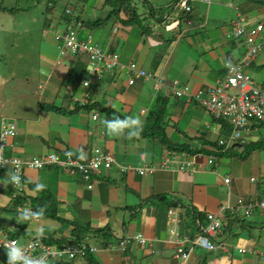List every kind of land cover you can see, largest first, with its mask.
<instances>
[{
	"label": "crops",
	"instance_id": "0c3cea01",
	"mask_svg": "<svg viewBox=\"0 0 264 264\" xmlns=\"http://www.w3.org/2000/svg\"><path fill=\"white\" fill-rule=\"evenodd\" d=\"M146 1L137 2L141 24L120 22L119 18L127 19V13L110 15L112 6L104 5V0H96L90 8L72 6L82 25L71 23L63 14L52 31L54 40L48 37L49 48L38 49L32 43L30 50L26 48L29 40H24L11 67L9 44L0 40V130L7 120L17 125L7 153L24 160L50 152L82 159L98 146L114 158L111 167L92 176V188L80 173L51 166L27 168L23 192L14 193L7 187L9 171L0 172V189H5L0 191V221L7 223L0 227L9 226L14 234L19 232L18 240L25 241L36 236L69 240L75 223L89 228L85 237L97 251L90 260L77 259L72 264H103L99 256L105 264H177L174 254L180 241L171 234L170 220L175 217L170 210H178L177 228L195 237L204 233L208 214H214L221 222L213 236L216 248L186 243L191 248L186 264H264V208L254 206L264 197V124L254 122L245 143L236 141L213 162L209 159L214 154L176 150L181 159L192 162L182 171L175 161V168L165 167L163 156L170 147L159 137L146 135L152 127L149 117L160 107L166 137L173 145L220 148V137L228 138L226 128L199 103L187 96L176 97L168 87L177 81L188 84L191 93L198 92L223 77L229 64L240 62L245 39L233 36L235 21L243 18L250 28L264 23V0H189V12L182 9L180 0ZM149 4L153 7L148 8ZM70 31L105 52L119 53L123 67L105 72L90 87L83 80L75 87L70 73L80 67V61L87 70V58L60 54L59 43L64 42L57 35ZM225 36L233 37L226 40ZM131 62L161 78V89L156 90L154 78H137L129 84L125 68ZM246 68L256 81L263 82L264 53ZM81 70L84 79L86 72ZM96 111L104 120L139 119V135L129 137L134 127L109 134L103 123L93 119ZM249 146L254 147L248 151ZM150 167L155 171H149ZM38 184L57 200V217H33L22 224L18 210H10L13 195L20 199L18 206H34ZM101 228L113 235L107 247L94 234ZM137 234L143 235L144 243L136 240ZM124 236L131 241L122 250Z\"/></svg>",
	"mask_w": 264,
	"mask_h": 264
},
{
	"label": "built area",
	"instance_id": "2783aa9c",
	"mask_svg": "<svg viewBox=\"0 0 264 264\" xmlns=\"http://www.w3.org/2000/svg\"><path fill=\"white\" fill-rule=\"evenodd\" d=\"M201 1L211 2V0ZM179 5L186 12L191 10L189 0H180ZM70 12L71 10H66V13L69 14ZM77 25L81 26L82 22L78 21ZM234 25L233 36L244 37L247 47L245 56L240 62L229 64L223 77L218 79L213 85H209L198 92L191 93L188 85L180 88V84L177 81L168 87L177 97L187 96L189 99L194 98L214 118L224 119L232 124L233 130L228 134V138H220L219 140L220 151L223 152L231 149L236 141L245 143V134L250 130L254 122L264 124V81H256L246 68L257 55L264 53V42L261 40L264 23L259 22L250 28L247 27L243 18H239L235 21ZM57 38L64 42V46L59 47L62 55L69 52L74 56H86L88 65L86 77L83 79L85 87H90L94 81L101 80L105 72L123 67L120 62L119 53L105 52L98 44L91 40L80 38L79 34L75 31L58 34ZM125 71L128 75L129 84H134L137 78H154L157 91L164 85L161 78L154 76L150 71L139 68L136 62L128 64ZM232 90H235V92L232 93ZM85 103L84 100H80L81 105H85ZM93 119L99 120V122L104 120L100 119V113L97 111L94 112ZM16 135V123L10 120L4 121L0 130V170H9L11 186L17 193H21L24 189V174L27 168L42 169L51 166H61L65 172L80 173L88 182V187L92 188V176H98L102 168H109L114 162V158L98 146H93L91 151L82 159L70 153L62 158L59 153L50 152L43 156H36L31 160H24L16 155L7 153L9 141ZM177 158H179V161H176ZM214 159L215 155L210 157L209 162H213ZM173 162L179 165L180 170L187 169L192 163L191 161L181 159L178 153L169 151L164 159V166L172 168ZM121 170L126 171L127 169L122 167ZM148 170L154 172L155 168L150 167ZM144 172L143 169L140 170L141 174ZM12 175H19V183L11 179ZM255 179L252 178L253 181ZM228 180L226 179V181ZM254 206L264 208V197L255 203ZM17 210L21 213H24L25 210L35 212L31 203L19 205ZM170 214L175 217L170 220V223L174 225L171 229V234L180 241L174 254V257L178 259L177 264H186L189 258L191 248H186V243L192 247L197 245L207 250L216 248L213 236L221 227V222L218 220L217 215L208 214V224L205 227L204 233L191 238L189 234L181 232L177 228V210H170ZM136 240L142 243L145 242L142 234H137ZM130 241L127 236L121 239L120 246L122 250L127 248V244ZM13 245L21 247L24 254L30 259L43 260L44 264H55L56 259L62 258L69 261L84 259L88 252L97 251V247L90 242L89 237H84V239L74 237L67 243L55 245L47 243L40 236H36L20 244L17 237L10 236L5 229L0 227V249L8 251ZM240 251L245 250L241 249ZM18 264H22V262H18Z\"/></svg>",
	"mask_w": 264,
	"mask_h": 264
},
{
	"label": "rangeland",
	"instance_id": "374dc122",
	"mask_svg": "<svg viewBox=\"0 0 264 264\" xmlns=\"http://www.w3.org/2000/svg\"><path fill=\"white\" fill-rule=\"evenodd\" d=\"M50 1L52 0H0V40H4L5 42H7V44H9V46L7 45L8 48L6 49L10 52L11 56L7 59L9 67L15 64V60L17 58L16 55L19 53V50L23 47L22 42L24 40H29V45L26 48H29L30 50L32 43L37 44L38 49L41 48L43 50L49 48V46L47 45L48 37L50 38V41L54 40V33H52V31L55 26H57V23L60 21V18L62 17L64 11L67 9L71 10L72 6L76 7L77 5H81V3L79 4V2H81L80 0H70V2L68 0H54L55 5L52 9H50ZM82 1L85 2V6H87V8L96 5V0ZM134 1L138 3L147 2L146 0ZM147 7L152 8L153 6L149 4ZM65 16L68 15L65 13ZM60 26L59 29H61L60 31H62L63 27L62 25ZM227 37L225 36L226 40L232 39L231 37L233 36ZM41 38L44 40V42L41 41ZM243 43L242 45H240V48H242L243 51L245 48V50L247 51L246 43ZM59 44L60 47L64 46V43L62 42ZM66 53L67 55L70 54L69 52ZM70 56L74 55L70 54ZM251 73L253 74V72ZM253 76L255 77V74H253ZM185 85L186 84L183 83L180 84V88H184ZM188 87L189 90L192 91V88L189 85ZM234 92L235 90H232V93ZM192 100L196 101L194 98ZM261 131L264 133V127H262ZM177 136V134L173 135V139H176ZM176 167L177 170H180L178 164H176ZM7 182L8 189H11V191L15 193L11 184L9 185L10 181ZM22 216L23 214H20L18 216L19 220L22 222V224L27 223L25 220L22 219ZM0 223L7 225V223L4 221H0ZM31 224L32 223H30L29 226ZM24 241L25 238H20L19 243L22 244ZM0 256L6 258V260L8 261L7 250H0ZM99 260H101V262L105 264L101 256H99Z\"/></svg>",
	"mask_w": 264,
	"mask_h": 264
},
{
	"label": "trees",
	"instance_id": "16d2710c",
	"mask_svg": "<svg viewBox=\"0 0 264 264\" xmlns=\"http://www.w3.org/2000/svg\"><path fill=\"white\" fill-rule=\"evenodd\" d=\"M70 2V0H68ZM81 5L80 7L83 8L85 6V2L80 0ZM54 0L50 1V9H52L54 7ZM104 5H108V6H112V10L110 15L115 16V17H120L122 15V12H126V17L127 19L123 20L121 18H119L120 22H124V23H129V24H133V23H139L141 24L140 20V14L138 13V6H137V2H135L134 0H104ZM79 6V5H78ZM77 6V7H78ZM66 13V10L64 11L63 14ZM69 17L68 19L71 21V23L74 21V23L77 24L78 20V12H76L74 14V12L71 10V12L68 14L66 13ZM99 21V20H98ZM97 21V22H98ZM101 21V20H100ZM82 22V21H81ZM95 22V21H94ZM99 23V22H98ZM87 62V59L85 60ZM80 67L76 68L73 73H70L71 78H74V82H75V87H78L80 85V83H82L83 80V76H84V71H82L81 69H84L86 71L85 62L80 61L79 62ZM79 69V70H78ZM227 71V70H226ZM161 99H165L164 97H161ZM149 118H152V127H150L148 130H146V135H150L151 137H159L162 141V144H166L170 147V150H182V151H188L189 153L192 154H198V153H205L207 155H211V154H220V152L216 149L210 150V149H196L194 147H191L189 145L186 144H181L180 146H175L173 145V143L171 141H169V139L166 137L165 134V127L163 124V119H164V115H163V109L160 110V107L157 108V110H155L153 112V114L150 115ZM216 119V118H215ZM220 121V124L223 125V128H226V132L228 135L229 133H231V131L233 130L232 124L224 119H216ZM224 135V136H226ZM186 145V146H185ZM254 146H249L248 147V151L252 150ZM172 148V149H171ZM3 171V170H2ZM0 170V172H2ZM5 189H0V191H4ZM37 191V189H35ZM14 198V203L13 208L10 207V210H17V206H18V202H19V198L16 195H13ZM32 202L34 203V210L35 212H39L41 209H43V216L39 217V218H45V217H57V213H56V208L57 207V200L55 199V197L52 195V193H50L47 190H40L37 191V194L35 195V197L32 199ZM16 219V217H14ZM14 219V222H15ZM5 230L7 231V233L12 236V237H16V235L19 236V232L18 233H13L12 229H10L9 226L5 227ZM19 231V230H17ZM89 231V228L82 226L80 224L75 223L74 224V230H73V234L74 236H76L78 239H84V237L86 236L87 232ZM182 232V231H181ZM187 233V232H185ZM95 237H98V239L101 241L102 245L107 247L111 241V238H113V235L108 231V229L104 230L103 228L98 229L97 231L94 232ZM188 234V233H187ZM190 235V234H189ZM191 238H194V236H192V234L190 235ZM47 241V243L50 244H61V243H67L69 240L68 238L62 237L61 239H45ZM2 250V249H0ZM95 252H88V254L86 255L85 258H88L89 260L92 258L91 256L94 255ZM0 264H8V261L6 260V258L1 257L0 256ZM55 264H72L71 261L66 260L64 258L62 259H56ZM130 264V263H129Z\"/></svg>",
	"mask_w": 264,
	"mask_h": 264
},
{
	"label": "clouds",
	"instance_id": "9594fccd",
	"mask_svg": "<svg viewBox=\"0 0 264 264\" xmlns=\"http://www.w3.org/2000/svg\"><path fill=\"white\" fill-rule=\"evenodd\" d=\"M87 65H88V63H87ZM101 123H103L106 126L109 134H119L126 127H134L136 130L130 131L129 134H128L129 137L138 136L139 135L140 124H141V122L139 121V119H131V118H125L124 120H116V121H111V120L105 119ZM220 138H222V137H220ZM218 147H220V148L217 149V150L222 153L223 151H220L221 150V146L219 145V141H218ZM229 150H227V151H229ZM169 151H174V152L178 153L179 155H181L179 151L168 149L166 151L165 155L163 156L164 159L168 155V152ZM227 151H224L223 153H225ZM214 155H215V158H216L217 155L216 154H214ZM172 168H175V164H173V167ZM169 169H171V168H169ZM3 171H5V170H3ZM11 179L14 182H16V183H19L20 177H19V175H12ZM9 181H10V178H9ZM44 187L45 186L43 184H38L37 185V191L42 190ZM14 191L17 192L15 189H14ZM43 211L44 210L41 209L37 213V212H30L28 210H25L24 213H21L19 211H18V213L19 214H23L22 219L25 220V221H28V220H30L33 217H35V218L38 219L39 217L43 216ZM39 234L40 235L43 234V230L42 229L39 230ZM74 237H76V236H73L72 238H74ZM72 238H70V240ZM7 256H8V264H18V262H22V264H44L43 260H33V259H30L27 255L24 254L23 249L21 247H18V246H15V245L11 246L8 249Z\"/></svg>",
	"mask_w": 264,
	"mask_h": 264
}]
</instances>
